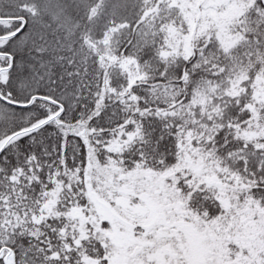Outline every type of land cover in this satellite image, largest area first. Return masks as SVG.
Wrapping results in <instances>:
<instances>
[{
	"label": "snow or ice",
	"instance_id": "1",
	"mask_svg": "<svg viewBox=\"0 0 264 264\" xmlns=\"http://www.w3.org/2000/svg\"><path fill=\"white\" fill-rule=\"evenodd\" d=\"M0 264H264V0H0Z\"/></svg>",
	"mask_w": 264,
	"mask_h": 264
}]
</instances>
